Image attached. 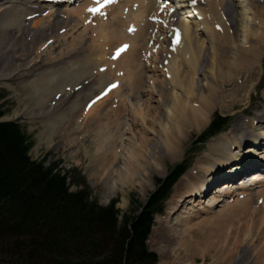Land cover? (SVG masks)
<instances>
[{
    "label": "bare ground",
    "instance_id": "bare-ground-1",
    "mask_svg": "<svg viewBox=\"0 0 264 264\" xmlns=\"http://www.w3.org/2000/svg\"><path fill=\"white\" fill-rule=\"evenodd\" d=\"M8 1L4 3H9L10 6L1 9L0 11V63L4 62V71H10L6 75L3 74L4 71L0 72V79L4 80H12L14 76H11V74L24 67V65L13 64L10 62V59L14 56L12 54L13 52H15V54H20L21 52V48L16 50L13 48L22 47L18 42L13 45L14 39L24 40L25 37L27 42L33 40L34 43L41 44L48 31L44 30L47 29L48 23H52L54 19L62 18V11H65L70 15V11L66 10L69 8L66 6L69 0H64L63 3H65V5L62 4L64 6L56 5L51 8L45 6V8H42L44 10L41 11L36 9L34 5L35 0ZM154 3L155 0H121L120 4L109 5L105 8L109 10L108 18L102 20L104 31H108L107 29L110 28L111 31L114 30L117 34H126V36L130 38L137 39L140 32L143 30V34L138 38L140 47L138 48L137 46L136 50L141 51L146 49L149 42L147 36H150L149 31L154 27L146 22V17L149 15V12L153 10ZM199 3V16L201 15L202 21L198 23L196 15H188V17L182 18V14L180 13L178 15L180 18H178L177 21L175 20L174 23H170V26H176L179 30L181 36L179 44H170L172 34L166 44L165 38H168V32L166 30L159 31L160 36H162L164 40L160 48H158V46L155 47L156 50L153 54L156 55L161 53L159 56H162L163 66L165 68L162 67V72H164V74H161L160 76H164V79L167 78L164 82H166L168 89L165 94L161 91L159 94L154 95L159 98L156 103L158 104L160 112L156 114L157 118L152 115L153 119H151L150 122L156 127L153 129L149 128V130H146L145 128L140 129L141 134L143 131L147 132L149 135H152L154 141H156V147H154V152L152 151L153 153H150L147 157L143 156L144 158H142V155L140 154V146L144 144L148 145L152 140H146L144 137L137 145V138L134 137L136 139L134 143L130 142L128 144L130 148L123 159L125 165L122 168L117 165L121 163L117 156V150H119V146L124 145V141H128V139L124 138V135L134 133L130 132V128L135 121L136 127L139 124H141V126H146L149 121L147 120V113L145 110H142L140 106L135 110V112H137L136 114L133 112L138 116L137 118H135V115V117L131 116L132 109L130 110L131 115L127 113L128 110L126 112V109L129 106L127 104L129 97L132 99V97L134 98L138 93L136 90L131 93L128 92L126 86L122 83V80H120L119 77H117L115 81L118 82L119 86L114 91L110 92L107 97L92 104V108L86 112L87 117H85V119L89 117V122L93 123L94 127H97V130H100L102 127H108L106 121H108L109 116L106 110V103L103 104L105 100L114 97L111 107L115 106L113 104L115 100L118 103H121L120 108L116 110L120 117L117 122L115 121V123H113L115 126H110L112 131H115L114 134L112 133L111 135L104 133L106 137L104 138L103 136V140L107 143L108 147L105 149L103 155L104 162L101 164L102 167L95 174L96 177L99 174L105 176L106 183L111 192H113L114 188H117L118 184H120L117 177L120 179L123 178V183L125 185L127 184L130 187L135 185L138 175L137 173L141 172L142 168H144L142 169V172L146 169L145 167H142V165L147 162L154 164L155 158L157 156L160 157V152L158 151L160 148L163 149L161 154H164L167 158L174 156L182 145L181 140L177 139V135L183 132L184 128L193 129L194 131L195 129L200 130V128L204 127L209 120L211 110L214 109V104L219 105L220 108L224 107V105L226 107L227 104L232 106L235 102L241 101L240 89L244 84H250L248 90L246 89L245 91V96L249 97L251 91L254 89V81L252 82L251 79L257 74L256 68L254 69L258 62L256 60H259L260 57L262 58L264 56L263 50L260 47H264V0H200ZM241 4H244L246 8L243 9ZM11 5H17L19 7L11 8ZM118 5L123 6L121 11L122 16L127 15L128 17H131L129 19L130 21H127V25L125 26L126 30L124 28L121 31H118L120 23L122 24L123 22V18L114 9V7ZM81 6L83 5H80L79 7ZM125 7H127L126 11L124 9ZM185 7L186 5H182L181 8ZM45 10H48V14L43 16L42 13H44ZM77 11L78 9L76 8L75 13L73 14L74 16H77ZM35 14L37 15L33 16ZM134 17L139 19L136 21L137 27L135 29L133 28L135 23L132 22ZM192 18H196V20L192 21ZM111 23H117L118 27H112ZM36 32H40L41 35L34 36ZM52 33L56 36L55 31H52ZM94 33L96 34V37H98V34L96 32ZM145 33H147V35H144ZM4 40L8 42L7 44H9V46H13L8 48L6 44L4 45ZM155 40L158 41L157 36H155ZM122 41L129 44L128 50L123 53L125 55L131 51V44L128 39ZM109 43H113V40L109 39ZM112 48L113 47L110 48V51ZM165 49L169 52L167 56L164 55L167 52H165ZM166 57H168V59ZM67 59L68 58H64L65 62H62V64L66 63ZM140 59L141 58L136 55V58L128 63L127 67L129 69L136 68V70H141L145 65H143ZM155 60L157 61L158 58L156 57ZM155 60H153V64H156L158 67L157 63L160 61L158 60V62H156ZM116 61H111L115 63L112 64L110 62L107 64V67L109 65H117ZM34 63V69L40 71L41 68L37 66L40 64V61L35 60ZM49 64L50 63H48L46 67L50 69L53 68V65L50 66ZM260 68L264 71V64H262ZM109 71L112 70L110 69ZM115 71H117V69ZM157 72L161 73L159 67ZM252 73L254 75H250ZM147 74H149V72L146 73L144 69L140 76L143 77V79L153 78V76ZM25 76L26 77L24 78L26 79L24 81L23 89L27 95L31 92V96L35 99L34 105L36 107L42 105L43 107L49 101L51 102V105L48 106V108L41 111V115L43 117L45 116L48 126L53 127H55V124H59L55 117L61 112L69 113L76 110L82 105V103L85 102V104H87L89 99L91 100L96 94L98 96L101 89L109 83L104 82L100 85L97 88L99 89L98 93L96 90H93V86H90L86 92H83L82 90L79 91L89 83V80H85L83 84L81 83V79L75 81V79L72 78L64 68H62L61 75L56 74L46 77L43 74H39L34 77L33 70L31 69L25 73ZM32 77L35 79H32ZM84 77L93 80L92 74L90 73L84 75L82 78ZM98 82H100V80ZM140 83L138 82V88ZM52 86H54V88H52ZM66 87H69L67 91L65 90ZM155 92L156 91H153L152 94ZM150 96L152 95L150 94ZM102 106H104V108H102ZM132 108L136 107L133 106ZM102 109H104L103 112ZM128 116L130 118L133 117L131 118L133 121L127 119L126 117ZM258 120L260 121L255 124L252 121L248 122L249 126L246 127L251 129L248 134L243 133L242 126L236 124L230 132L232 133L230 138L226 135H219L214 137L215 139L213 138V140H211L212 142L210 141V143H208L209 154L207 153L204 157L205 159L198 162V165L195 168L196 170L198 169V171H191L187 175L185 183L182 185V188L180 187V196L178 195L173 202L175 204L173 205V208H171L172 210L169 212V215L172 216V221H178V223H173V226L179 225V222L183 223V225L186 226L184 230L185 233L188 235L193 234V237L195 238V233L196 235L198 234L195 232L196 229L194 227L200 229L199 226H193L190 224L194 221L192 216L195 211L198 214L211 212L214 214V209L221 203H224L223 201L226 198H238L240 195H246L248 198H253V196L256 195V192L262 194L261 191L254 192L255 189H261V187H264L257 185L261 183V180H259L261 177L260 174H254L246 180L236 182L234 185L231 182H224L220 184L221 186L218 185L214 187L221 183L219 181L224 178L230 179L231 177H236L238 173L244 171L246 167L252 164L251 162L254 161L253 159H257L258 157L259 160H256L257 162L262 163L264 161V114H262ZM75 121L76 119L73 120V123ZM129 121L130 124L128 123ZM62 123L64 124V122ZM73 123H71L72 126ZM108 138H110V140ZM142 140H145L146 143ZM100 171H102V173ZM185 176L182 178V182L183 179H185ZM206 189H211V192L209 193L211 195L200 200L203 196L202 193ZM117 190H123V188L120 186ZM250 195L253 196L250 197ZM190 206L195 208L198 206H205L207 211L204 212L203 209L201 210L200 208L194 210ZM216 214L217 213L214 215ZM220 217L221 216L218 214V217L213 218L218 219L213 225H218ZM168 226V229L173 227L171 225ZM164 228H167V226ZM168 229H164L162 236L165 237L167 241L169 240L167 243L168 246L173 244L170 248H166L168 256H170L172 253L175 254V252L180 251V248L176 246L177 238L173 237V235L176 234H173L172 230ZM218 229L221 228L218 227ZM170 233L172 236H170ZM181 238L186 239L183 237L182 231ZM212 245L213 243L211 246Z\"/></svg>",
    "mask_w": 264,
    "mask_h": 264
},
{
    "label": "rangeland",
    "instance_id": "rangeland-1",
    "mask_svg": "<svg viewBox=\"0 0 264 264\" xmlns=\"http://www.w3.org/2000/svg\"><path fill=\"white\" fill-rule=\"evenodd\" d=\"M6 1L8 0H0V11L1 9H5L10 6L9 3H3ZM85 6L86 4L78 8L77 16L73 15L76 8L71 9L69 7L66 9L67 11H70V15L69 13L61 10L63 14L62 17H65V20H63V18L54 19L52 23H48L47 29H44L48 31L44 36L43 43L41 44L34 43L33 40L27 42L25 37L24 40H13V45L18 42L22 47L13 48L14 50L21 48V52L20 54H15V52H13L12 54L14 56H12L10 62L13 64L24 65V67L11 74V76H14V80L0 79V91L4 95V99L2 101L3 109L8 110L5 117L0 121L16 122L22 127L24 133L29 137L32 143L29 156L33 161L42 162L44 165L55 164L57 165V170L61 173H69V188L71 192L78 190L80 188L79 185L82 182L85 183L91 192V199L95 200L97 204L106 206L111 200H116V208L121 212L120 217L122 214L131 215L136 212L139 206L143 205L147 201L148 196L155 190L156 180L165 178L170 172L172 173V170L175 169L177 165L183 163V165H185L184 174L176 181L177 183L172 188L171 195L168 201L164 204L163 213L155 216L154 227L146 244L148 251L157 255V264H264V188H261L262 190H257L261 191L262 194L256 192L255 196L252 195L253 198L245 197L243 200L238 201L234 198L231 203L229 202V199L231 198L224 199V203H221L214 209V214L217 213L216 215H214L213 212L198 214L195 211L192 216L194 221L190 223L193 226L200 227V229L198 227H194L196 229L195 232L198 234L196 235L195 233V238L193 237V234H191V236L185 233L184 230L186 226L183 225V223L179 222V225L173 226L172 224L175 222L178 223V221H172V216L169 215V212L172 210L171 208H173V205L175 204L173 202L175 198L178 197L180 187L182 188V185L185 183L187 175L191 171H198V169H195L198 162L205 159L204 157L207 153L209 154L208 143H210L214 137L209 136L211 137L210 139L206 138L202 142H199V140L201 138L200 135H202L208 127L212 118L214 117L215 119L217 114L222 118L229 117V124L226 126V131L219 134L226 135L228 138L231 137L232 133L230 132L236 124L242 126L241 128L243 129V133L248 134L251 130L246 127L249 126L248 122L260 121L258 120L259 117L264 114V73H262L260 68L262 64H264V56L262 58L260 57L259 60H256L258 62L254 69L256 68L257 74H250L254 75L251 80L252 82L254 81L253 83L255 86L249 97L245 96V91L246 89L248 90L250 85L247 83L240 89V102H235L232 106L227 104L226 107L224 105L222 108H220L219 105L214 104V109L211 110L209 120L204 127L200 128V130L195 129L194 131L193 129L184 128L183 132L177 135V139L181 140L182 145L174 156L167 158L164 154H161L163 149L160 148L158 150L160 152V157L157 156L155 158L154 164L147 162L142 165V167H145L146 169L142 172V169H144L142 168L141 172L137 173L138 175L135 185L131 187L127 184L125 185L123 183L124 179L117 177L118 182H120L117 188H120L121 186L123 190H117V188H114V191L111 192L106 183L105 176L99 174L96 177L95 174L102 167L101 164L104 162L103 155L105 153V149L108 147L107 143L103 140L106 137L104 133L111 135L112 133L114 134L115 131H112L110 126H115L113 123H115V121L117 122L120 117L116 110L120 108L121 103H118L115 100L116 102L113 103L115 106L111 107L112 102L110 100L114 101V97L107 98L105 100L103 104L106 103V110L109 116L108 121H106L108 127H102L100 130H97V127H94L93 123L89 122V117L85 119V117H87L86 112L89 111L83 112L85 102L80 105L81 107L79 106L72 112H61L55 117V119H57V123L59 124H55V127H53L48 126L45 116L43 117L41 115V111L48 108V106L51 105V102L49 101L43 107L42 105L36 107L34 105L35 99L31 96V92H29L30 95H27L23 89L24 81L26 79L24 78L26 77L25 73L31 69L33 70L34 77L39 74L49 77L56 74L61 75L62 68H64L66 69V72L75 79V81L81 79V83L83 84L85 80H89V83L79 90H82L83 92H86L90 86H93V90H96L98 93L99 89L97 88L100 85L104 82L111 83L116 81L117 77H119V79L122 80V83L126 86L128 92L131 93L136 90L138 93L134 98L132 97V99L129 97V101L127 102L129 106L126 109V112L128 110L127 113L131 115L130 110L132 109L131 116L135 117V114L137 113L135 110H137L140 106L142 110H145L147 113V120H149L148 123H151L150 120L153 119L152 115L157 118L156 114H158L160 110L158 109L156 101L159 98L154 95L159 94L161 91L164 94L167 92V84L164 82L167 78L164 79V76H160L161 73L157 72L158 68L156 69V64H153V68L155 67L154 69L156 72L154 70V72L147 71L149 69H147V67L146 69L143 67L141 70H136V68L129 69L127 67V64L134 60L136 55L141 58V54L145 51V49L141 51L136 50L137 46L138 48L140 47L138 38L143 34V30L140 32L137 39H133L126 36V34H117L114 30L111 31L110 28L107 29L108 31H104V27H102V20L95 21L96 27L87 25L85 24V21H92L93 16L90 14H84ZM15 7L19 6L11 5V8ZM241 7L243 9L246 8L244 4H241ZM122 8V5L114 7L115 11L123 18V22L122 24L120 23L118 31H121L124 28L126 30L125 26L127 25V21H130L129 19L131 18L127 15L122 16ZM137 20L139 19L134 17L132 21L135 23L133 27L134 29L137 27ZM111 25L115 28L118 27L117 23H111ZM61 29L63 30L62 33H60ZM52 31L56 32V36L52 33ZM94 32L98 34V37H96ZM36 35L40 36L41 33L36 32L34 36ZM144 35H147V33ZM109 39L113 40V43L110 44ZM124 39H128L130 42L131 51L125 55L122 54V56L116 61L117 71H115L116 68L114 65H109L107 67V64L111 62L108 59V53L110 52L111 47L114 48L115 46L116 48L119 44H121V42H123L122 40ZM4 41V45L6 44L8 48L13 46H9V44H7L8 42H6V40ZM260 47L264 53V47ZM166 51L167 49H165V52ZM168 53L169 52L167 51L164 55L167 56ZM156 55L154 54L153 60L157 57L162 63L161 65H163L162 56H159L161 53ZM64 58L68 59L66 60V63L62 64V62H65ZM166 58L168 59V57ZM35 60L40 61V64L37 65L41 68L40 71L34 69L35 66L33 64H35ZM158 60L155 61L158 62ZM48 63H50V66L53 65V68H51L52 70L46 67ZM111 63L114 64L115 62ZM4 67V62H1L0 72L5 70ZM104 67H107V69L99 73L98 70ZM110 67H112V71H109ZM144 69L146 73L149 72L147 75L153 76L152 79H143V77L140 76L142 70ZM121 71L123 72L122 74ZM9 72L10 71H4L3 74L6 75ZM88 73L92 74L93 80H90L87 77L82 78ZM32 79L35 78L32 77ZM99 80L100 82H98ZM138 82H141L139 84V88ZM52 88H54V86H52ZM68 88L69 87H66L65 90L67 91ZM153 91L156 92L152 94ZM150 94L152 96H150ZM133 106L136 108H132ZM102 108H104V106H102ZM103 110L104 109H102V112ZM137 117L138 116L135 118ZM74 118L76 121L73 123V120H75ZM126 118L130 119V121L132 120L129 116ZM130 121L128 122L129 124ZM62 122H64V124ZM71 123H73V126ZM148 123L146 126H141V124H139L138 126L141 127H136L135 121L133 126L130 128V132L134 133L124 135V138L128 139V141H124V145L119 146V150H117V156L121 162L117 165L121 166V168L125 165L123 159L130 148L128 144L130 142L134 143L136 138L137 145L144 137L146 140H152L148 145L144 144L140 146V154L142 155V158L147 157V155L154 152L156 141H154L153 136L144 131L142 134L140 133L141 128L149 130V128L153 129L156 127L153 126L152 123ZM108 139L110 140V138ZM150 147L153 148L151 149ZM100 172L102 173V171ZM184 176L185 179H183L182 182V178ZM218 185L219 184L216 186ZM252 196L250 195V197ZM131 200H134L136 203L132 207L129 205ZM191 208L194 210H198V208H200L201 210L203 209L204 212L207 211L205 206ZM218 214L221 216L218 225H213V223H216L218 220L213 218L218 217ZM168 225L173 226H170L171 228L169 229L172 230L173 234H176L173 235V237L177 238L176 246L180 248V251L175 252V254L172 253L170 256H168L166 248H170L173 244L168 246L167 243L169 240L167 241V239L162 236L164 229H168ZM165 226H167V228H164ZM218 227L221 229H218ZM181 231L183 232V237L186 239L181 238ZM170 236H172L171 233ZM212 243L213 245L211 246ZM5 253L7 252L4 251V249L0 252V264H7L4 260L5 258H3Z\"/></svg>",
    "mask_w": 264,
    "mask_h": 264
},
{
    "label": "trees",
    "instance_id": "trees-1",
    "mask_svg": "<svg viewBox=\"0 0 264 264\" xmlns=\"http://www.w3.org/2000/svg\"><path fill=\"white\" fill-rule=\"evenodd\" d=\"M6 111L0 104V118ZM227 123L216 116L199 142ZM30 148L20 125L0 123V252H7V264H156L145 242L185 165L157 179L146 204L119 222L116 201L99 206L83 182L81 189L69 192L67 176L54 172V165L45 168L32 161ZM135 204L132 200L130 207Z\"/></svg>",
    "mask_w": 264,
    "mask_h": 264
},
{
    "label": "snow or ice",
    "instance_id": "snow-or-ice-1",
    "mask_svg": "<svg viewBox=\"0 0 264 264\" xmlns=\"http://www.w3.org/2000/svg\"><path fill=\"white\" fill-rule=\"evenodd\" d=\"M92 11H97V10H96V9H93ZM126 47H127V46H125V48H126ZM122 50H124V49H121V51H122Z\"/></svg>",
    "mask_w": 264,
    "mask_h": 264
}]
</instances>
